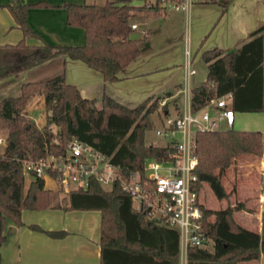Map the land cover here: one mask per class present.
I'll use <instances>...</instances> for the list:
<instances>
[{
    "label": "trees",
    "instance_id": "16d2710c",
    "mask_svg": "<svg viewBox=\"0 0 264 264\" xmlns=\"http://www.w3.org/2000/svg\"><path fill=\"white\" fill-rule=\"evenodd\" d=\"M217 2L225 10L230 0ZM22 36L14 43H0V79L57 54L79 59L99 70L104 79L118 78V71L140 53L142 36L132 35L128 21L129 0H105L104 3L61 0L66 23L83 28L82 43L27 42V36L41 37L27 20L29 6L51 5L47 0H10L6 3ZM207 63L205 79L191 88L190 106L196 110L213 97L232 92L234 110H264V21L232 47L213 46L201 52ZM16 95L0 97V133L5 146L0 153V241L5 238L3 220L23 224V208L62 206L100 210L99 264H179V229L166 221L151 217L133 204L131 195L118 182L102 185L91 178L86 186L70 188L51 200V190L44 177L24 168V159L38 158L49 150L63 151L73 136L95 146L122 173L142 169L147 157H169L174 151L170 142H147L145 131L153 124L151 112L160 95L151 94L133 106L103 93L99 103L81 94L78 86L65 79L64 72L34 80H24ZM40 93L44 100L42 125L26 117L28 96ZM168 94V92L166 93ZM165 94V95H166ZM175 98V107L178 104ZM163 115L169 112L162 105ZM162 120V118H161ZM56 125V129L52 128ZM264 130L233 126L197 128L194 152L197 155L193 183L200 193L206 182L218 198L228 197L221 175L241 153L261 154ZM26 174L29 176L25 182ZM57 191L64 190L56 180ZM244 200L225 206L204 209L202 226L207 239L203 244L188 243L186 264H236L239 260L264 254L263 230L258 232L240 224L234 211L243 208ZM53 237L67 231L46 228L37 222L27 224ZM212 242L209 247L207 242Z\"/></svg>",
    "mask_w": 264,
    "mask_h": 264
},
{
    "label": "crops",
    "instance_id": "0c3cea01",
    "mask_svg": "<svg viewBox=\"0 0 264 264\" xmlns=\"http://www.w3.org/2000/svg\"><path fill=\"white\" fill-rule=\"evenodd\" d=\"M9 1L0 0V43H14L22 36L21 28L16 25L6 5ZM47 1L51 5L28 7L27 20L41 37L27 36L26 41L82 43L83 28L66 23V10L58 5L61 0ZM145 1L129 0L131 6H140L141 10L138 16L141 25L136 22L141 27L136 36H142V30L146 33L140 41L139 55L118 71V78L104 79L99 70L83 61L57 54L21 70L18 74L0 79V97L19 94L21 82L24 80L46 78L63 71L65 79L75 83L82 95L94 97L97 102L103 93H107L133 106L148 95L158 94L163 97L168 92V96L177 97L179 108L183 97L182 89L188 88L191 91L194 85L206 77L207 63L202 58V50L213 46L232 47L264 21V0H230L224 11L219 3L208 0L193 2L187 9L168 10L147 6ZM132 22L135 21H130L129 24ZM186 50L190 66L194 69L189 73L184 67ZM39 102L44 106L43 97ZM36 106L38 104L35 102L29 103L25 111L40 125L45 114L41 115L42 111L35 108ZM216 110L217 106L209 105L211 115L214 116ZM236 115L238 125L234 126ZM228 125L264 130V110H234L233 123ZM4 146L5 144L0 145ZM228 170L231 171L229 179L233 180V185L229 188L232 189L230 203L242 199L245 202L243 208L234 211V216L240 224L261 232L264 209V151L258 155H237L221 175L225 186L223 179ZM48 177L52 178L44 176V186L50 188L51 200H54L52 187L47 183ZM201 201L211 208L227 204L225 200L218 207H213L202 199ZM65 205L66 203L62 206L23 208L21 218L24 223L20 225L5 218L2 227L5 238L0 241V264H99L100 210L67 208ZM30 222H37L46 228H63L67 232L60 237H53L29 227L27 224ZM10 225L14 229L6 234ZM236 264H264V254L261 253L253 259L239 260Z\"/></svg>",
    "mask_w": 264,
    "mask_h": 264
},
{
    "label": "built area",
    "instance_id": "2783aa9c",
    "mask_svg": "<svg viewBox=\"0 0 264 264\" xmlns=\"http://www.w3.org/2000/svg\"><path fill=\"white\" fill-rule=\"evenodd\" d=\"M196 1L200 0H146L145 5L167 10L187 9ZM130 26L136 27L137 23L132 22ZM142 32L146 33L145 30ZM186 53L184 67L189 73L194 69L190 66L188 50ZM182 90L179 112L164 114L161 124L155 129L158 135L174 146L169 157H147L142 169L122 173L119 165L112 163L105 153L73 136L66 142L63 151L49 150L41 157L24 159V168L43 177L51 176L65 190L70 189L66 183L74 182V187L86 186L91 178L104 186L118 182L131 195L136 208L178 227L179 263L184 264L188 243L203 244L207 239L202 226V201L193 185L197 180L195 167L198 161L194 152V131L197 128L212 127L219 120L232 124L234 109L231 106V91L213 97L202 107L192 110L191 91L188 88ZM210 104L217 106L214 116L209 112ZM1 144H5V136L0 133Z\"/></svg>",
    "mask_w": 264,
    "mask_h": 264
},
{
    "label": "rangeland",
    "instance_id": "374dc122",
    "mask_svg": "<svg viewBox=\"0 0 264 264\" xmlns=\"http://www.w3.org/2000/svg\"><path fill=\"white\" fill-rule=\"evenodd\" d=\"M89 2H97V3H104L105 0H87ZM140 6H131L128 10V21H135L137 23H141V21L138 19V16L139 14L141 13V10L139 9ZM141 25V24H140ZM140 27L141 26H137L136 28H132V32L131 34L132 35H137L139 33V30H140ZM164 94V93H163ZM161 94V95H163ZM33 95V96H32ZM30 95L31 97L29 99H26V104H25V109L27 107V105L30 103H33L35 102V104L37 103L38 106H36L35 108H38L39 110H41V115H44L45 114V107L44 106H41L39 103L40 99L42 98V95L40 93H34ZM167 97H162L159 99V103L157 105L156 108L153 109V111L151 112V118L153 120V124L150 128H148L146 131H145V140L147 142H154V143H160V144H163V143H166V139L160 135H158L156 132H155V129L157 126H159L161 124L160 122V119L163 118V113H162V105L164 103H167V107L168 109L171 111L170 113L171 114H174L177 112V109L175 107V98L176 96L175 95H172V96H168V94H166ZM41 96V97H40ZM162 99L164 100V102H162ZM99 103V102H98ZM24 109V110H25ZM213 114H216V111H214ZM25 115L26 117L28 118H31L33 119L29 114H27V112L25 111ZM34 120V119H33ZM45 120V118H44ZM44 123V121H43ZM43 123H41L40 125H42ZM237 115H236V118H235V121H234V126H237ZM231 125H228L226 123V121L224 120H219L216 122V124H214L212 127H218V128H225V127H229ZM52 128L53 129H56V125L55 124H52ZM3 149L4 150V147H0V153L3 152ZM231 171L228 170L226 171V175L224 177V182L226 184L225 188L226 190H228L232 185H233V180L229 179L231 178ZM29 178V176L26 174V178H25V182L27 183V179ZM222 179V177H221ZM48 185L52 187V198L55 200L57 199L63 192H66V190L64 189L63 191H57V188H55L56 186V180L53 179V178H49L48 177V181H47ZM75 183L74 182H69V183H66V187L67 188H71V187H74ZM230 190V189H229ZM232 190V189H231ZM232 193V192H231ZM200 197L201 199L206 203L208 204L209 206H213V207H218L220 204H222L223 202H226L227 201H231V195H229L228 197L225 198V200L223 198H218L214 192L212 191L211 187L209 186L208 183H204L203 184V187L200 191ZM234 218L236 219V217L234 216ZM237 220V219H236ZM208 243V246L211 247L212 246V242L211 240L207 242Z\"/></svg>",
    "mask_w": 264,
    "mask_h": 264
},
{
    "label": "water",
    "instance_id": "95a60500",
    "mask_svg": "<svg viewBox=\"0 0 264 264\" xmlns=\"http://www.w3.org/2000/svg\"><path fill=\"white\" fill-rule=\"evenodd\" d=\"M12 228V230H10ZM14 226L10 225L8 226L7 230H6V234L10 233L11 231H13Z\"/></svg>",
    "mask_w": 264,
    "mask_h": 264
}]
</instances>
